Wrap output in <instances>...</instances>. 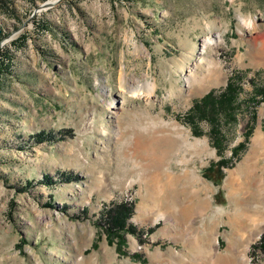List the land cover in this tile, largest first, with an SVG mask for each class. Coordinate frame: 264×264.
Returning a JSON list of instances; mask_svg holds the SVG:
<instances>
[{
	"label": "rangeland",
	"instance_id": "1",
	"mask_svg": "<svg viewBox=\"0 0 264 264\" xmlns=\"http://www.w3.org/2000/svg\"><path fill=\"white\" fill-rule=\"evenodd\" d=\"M45 1L0 0V264L242 255L249 219L234 232L225 186L244 181L243 165L264 180V0ZM230 79L234 119L214 125L194 104ZM42 131L53 138L31 139ZM120 203L135 230L121 248L105 232ZM263 238L245 252L251 264H264Z\"/></svg>",
	"mask_w": 264,
	"mask_h": 264
},
{
	"label": "bare ground",
	"instance_id": "2",
	"mask_svg": "<svg viewBox=\"0 0 264 264\" xmlns=\"http://www.w3.org/2000/svg\"><path fill=\"white\" fill-rule=\"evenodd\" d=\"M61 1L62 0H48V1H46L45 5H43L42 7L43 8L54 7V6L58 5ZM214 36L216 38H219L218 33H216ZM211 41H212L211 37L204 38L202 41L203 42L202 43V49H204L205 46L208 45ZM148 92H149L148 94L154 93V84L148 85ZM252 145H253V151L255 152L256 137H255V139H253ZM251 151H252V149H251ZM253 151H252V153H253ZM244 166L245 165H243L242 167L245 169H237L236 170L237 172H240L242 174L243 178L245 177L244 181H238L236 179L234 180V178H232V175H231L232 179L229 178L230 180L227 181L225 187L227 188L229 198H230V202H232V204L234 205V208L236 210V211H233L234 214L232 216V217H234V221L237 220V222L236 221L233 222V224H234L233 228L235 229V230L233 229L234 232L237 233V231L238 232L242 231V233H243L245 231V228H240V226H239V224H241L240 221L243 218L249 219V222L248 221L247 222L249 223V227H250L251 231H250V234L248 236V241H246V246L244 247V253L242 255H237L236 249H234L233 247H230L229 252H227L225 255H223V258H222L223 264H251L249 262L248 258L246 257L245 252H247L246 250H248L249 244L252 241H255L260 236V234H262V232L264 231V180H262V179H256V180L250 179L249 178L250 175H248L249 173L247 170V169H249L248 168L249 165L247 167H244ZM186 196H187V194H186ZM181 202H182V200H181ZM190 203H192V202L190 201ZM175 205H176V203H175ZM174 206H172V207H174ZM188 206H189V204H188ZM178 210L176 212H178ZM186 213H187V211H186ZM179 214L180 215L183 214V213H181V210L179 211ZM176 215L178 216L177 213H176ZM160 218H162L161 215L157 216L155 218L154 222H157L158 220H160ZM178 218L180 219V216ZM179 221L180 220H178V222ZM252 227H254L253 230H252ZM210 248H211V251L214 252L215 256L220 257V253L218 252V243H217L216 239H214V241L211 243Z\"/></svg>",
	"mask_w": 264,
	"mask_h": 264
},
{
	"label": "trees",
	"instance_id": "3",
	"mask_svg": "<svg viewBox=\"0 0 264 264\" xmlns=\"http://www.w3.org/2000/svg\"><path fill=\"white\" fill-rule=\"evenodd\" d=\"M7 53L0 51V73L5 72L7 65L4 62ZM237 85L235 82L230 79L224 88V90L216 97L213 91H209L205 96L198 100L194 104V110L198 113H202L204 109H209V113L212 115L211 121L216 125V118H219V114L223 113L226 117H231L234 119V101L237 96ZM215 97H214V96ZM205 113V112H204ZM189 114H192L190 112ZM216 117V118H215ZM65 133H67L65 131ZM247 136V135H246ZM53 138V134L47 133L45 131L36 133L33 135L35 142H42L44 140H50ZM247 139V138H246ZM244 145L239 144V148H242ZM225 163V162H223ZM223 165V164H221ZM48 179V177H46ZM66 179H69L66 176ZM49 183V180H48ZM27 187L31 186L30 182L26 181L25 184ZM133 213V205L127 203H120L114 205L112 208L108 209L105 213L106 218V227L105 232L108 240L116 239L117 245L121 248L125 242L124 234L134 232L133 227L127 222ZM264 239V238H263ZM134 258H139L138 255H134Z\"/></svg>",
	"mask_w": 264,
	"mask_h": 264
},
{
	"label": "water",
	"instance_id": "4",
	"mask_svg": "<svg viewBox=\"0 0 264 264\" xmlns=\"http://www.w3.org/2000/svg\"><path fill=\"white\" fill-rule=\"evenodd\" d=\"M45 3H46V1H45V2H43L41 6L45 5Z\"/></svg>",
	"mask_w": 264,
	"mask_h": 264
},
{
	"label": "crops",
	"instance_id": "5",
	"mask_svg": "<svg viewBox=\"0 0 264 264\" xmlns=\"http://www.w3.org/2000/svg\"><path fill=\"white\" fill-rule=\"evenodd\" d=\"M256 141H257V139H256Z\"/></svg>",
	"mask_w": 264,
	"mask_h": 264
}]
</instances>
